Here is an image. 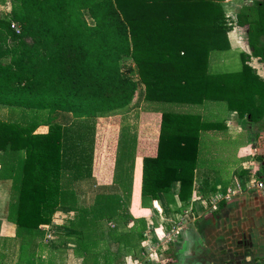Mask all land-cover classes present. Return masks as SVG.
I'll return each mask as SVG.
<instances>
[{
    "label": "trees",
    "instance_id": "obj_1",
    "mask_svg": "<svg viewBox=\"0 0 264 264\" xmlns=\"http://www.w3.org/2000/svg\"><path fill=\"white\" fill-rule=\"evenodd\" d=\"M222 1L11 0L8 14L0 16V105L69 113L77 125L118 114L136 95L132 70L123 64L131 59L147 103H223L239 118L259 123L264 78L248 59L264 62V2L237 14L236 26L246 34L249 49L240 53L241 68L212 73L211 53L230 49ZM71 128L50 125L47 133L34 134L35 124L24 128L0 121V151L24 153L21 179L11 197L19 233L42 236L39 226L50 224L68 201L61 188L63 170L72 157L84 155V137L74 130L71 140ZM222 128V123L204 122L198 114L162 113L157 154L142 160V201L162 196L175 205L171 185L178 182L177 198L187 206L200 134ZM75 150L77 156L71 154ZM122 204L116 194L96 195L89 211L75 210L76 220L66 222L65 228L77 232L75 253L82 264H107L103 253L111 244L104 237L119 249L140 247L146 223L132 218ZM130 221L128 233L122 234Z\"/></svg>",
    "mask_w": 264,
    "mask_h": 264
},
{
    "label": "crops",
    "instance_id": "obj_2",
    "mask_svg": "<svg viewBox=\"0 0 264 264\" xmlns=\"http://www.w3.org/2000/svg\"><path fill=\"white\" fill-rule=\"evenodd\" d=\"M11 0H0V4H8ZM263 1L264 0H223L221 4V8L226 18L229 21V26L231 29L228 31V41L230 49L226 51L227 58L223 59V57H215L212 58V61H209V71L212 73H223V72H236L241 68V65L236 69L231 68V64L233 63L235 57L238 58L241 64L240 53H249V49L246 44V34H242L240 29L236 26V18L237 14L241 12L244 8L250 9L254 2ZM224 53V52H223ZM210 59V58H209ZM258 60V59H256ZM232 61V62H230ZM259 61V60H258ZM230 62V65L228 64ZM215 68H214V66ZM227 67L228 69H224L221 67ZM251 67H253L251 65ZM256 67H253V69ZM264 78V76H261ZM154 103H151L153 106ZM205 106H211L213 108H204ZM154 107V106H153ZM183 109L196 108V112H185L191 114H198L202 121L204 122H219L223 124V128L219 131H206L201 134L212 133L216 137H225L224 142L220 138L216 142L218 143H233L237 138L241 139L243 134L246 138V144L240 146L236 151V160L232 163L236 165V162H241V157L245 154L243 152H251L252 147V135L249 130L240 132V125H244L248 123L251 126H259L260 135H256L255 140H257L258 136L260 139V148L257 150V162L260 164L258 166L259 170L256 171H248L247 173L238 174L241 175L242 179L246 178V180H242V184L239 185L240 194L243 193V208H241L240 203H234L231 208L233 212L244 210V217L241 220L230 219L229 221H233V225L241 226L243 231V257L241 261L237 262L236 252L233 254L235 256V263L230 264H264V197H262L256 190H252L250 186H245V183L248 178L254 180L258 178L264 179V117L259 123H252L247 121L245 118H239L235 112L227 111L224 105L221 103L215 102H206L201 106H181ZM22 109V108H21ZM208 109V110H206ZM212 109V110H211ZM26 110V109H24ZM30 111V110H26ZM126 111V110H125ZM9 110L6 106L0 105V121L9 122L8 113ZM36 112L35 118L27 117L24 123L19 124L20 126L27 128L28 126L35 124L36 129L34 134H45L47 133L50 125H59L61 127L71 128L74 125H77L79 121L75 120L73 116L69 113L63 112H55L53 114H49L46 111H34ZM183 114V113H177ZM215 117V119H204L205 115H210ZM144 120L149 121L148 124L139 125L137 128L136 135L133 136L129 132L125 131L122 135L119 134V123L120 116L114 115L111 118L110 122L103 129H96L93 136V144L92 151H90V162L88 171L84 170L85 167H82L77 163L79 168L76 170L79 180L73 178V183L70 188L65 189L62 188L63 194L67 195L68 201L64 205H60L57 209V212L52 216V220L50 224L39 226V230L43 233L42 236H27L24 233H19L15 224V207L11 205V193L15 190V187H18V184L21 179V168L24 153L21 154H10L3 153L0 151V165H3L6 168L5 173L0 175V264H82V257L80 255H76V249L74 253H66L57 259V261L53 258L44 259L42 253V248L47 247L42 243L43 239H46V235L50 232L52 235V239L54 238L59 243H75L77 238V232L73 228H65V224L67 221H75V210L80 212L81 210H90L91 205L85 206L81 204V199L86 196V193L81 191L78 186L82 184H87L88 188L92 192H94V196L96 195H112L116 194L120 196L123 200V209L124 207L127 210V213L136 220H144L148 221L147 224L151 223L150 216H146L143 213H149V208L152 207L149 201H142L141 198V179H142V160L144 157H155L157 154V143L159 137L160 123H161V114L154 117L152 114L150 116H146L144 113ZM101 118H97V120H101ZM96 120V119H95ZM153 121V123H152ZM152 123V124H150ZM247 125V124H246ZM232 130H236L238 132H234ZM124 134V135H123ZM152 134V135H149ZM200 134V141L202 140V135ZM149 135V136H148ZM233 135V136H232ZM153 137V138H152ZM254 140V141H255ZM85 142V141H84ZM83 142V143H84ZM202 143V142H201ZM201 146V145H200ZM217 154V155H216ZM200 155V148H199ZM215 157H219V153L215 151ZM243 158V157H242ZM121 159L123 162H121ZM220 159V158H219ZM225 159V158H222ZM219 161V160H218ZM72 162V167L74 170V164ZM121 163H123L121 165ZM230 164V163H229ZM243 164V163H242ZM240 167V165H239ZM228 170V169H227ZM198 171L195 170L194 173V182L192 187L191 197L188 199V206L191 210H196V203L193 205V199L203 198L201 191L196 192L199 189V185L197 186L195 182V175ZM244 172V171H243ZM82 173V174H81ZM235 175L234 171L230 174L229 181L231 176ZM63 178V176H62ZM89 181V182H87ZM222 185L225 186L231 184L229 181L224 184L223 180ZM241 183V182H240ZM219 186H215L218 189ZM172 196L174 197L175 205H168L164 199L160 198L159 200L152 201V204H162L165 202L169 207H175L176 209L180 208L181 203L177 198V194L179 191V183L175 182L171 185ZM249 191H253L257 194H251ZM82 195V196H81ZM196 195V196H195ZM126 196V197H125ZM128 196V197H127ZM163 201H162V200ZM192 203V204H191ZM146 204H150L147 206ZM163 206V204H162ZM165 206V205H164ZM154 207H152L153 209ZM161 213H163L164 208L159 205ZM162 208V209H161ZM168 208L165 206V210ZM177 210V211H178ZM154 212L157 210L153 209ZM199 212V211H197ZM62 216V217H61ZM166 216V215H165ZM61 217L62 223L61 230L59 236L55 235L54 227L57 224L58 218ZM144 217V218H143ZM148 217V218H147ZM162 218V217H161ZM90 221V216L87 218ZM170 220V219H168ZM109 223H107L108 225ZM105 226L106 224L103 223ZM132 225V222H128L125 227H122V234H127L128 229ZM54 235V236H53ZM236 237L240 238V235L236 234ZM61 238V239H60ZM105 241L111 244V249L114 248V243H112L108 237H104ZM53 239V240H54ZM241 239V238H240ZM46 242V241H45ZM48 243V242H47ZM50 243V242H49ZM48 243V244H49ZM77 243V242H76ZM145 243V238L140 243V247L136 248L134 245L131 247H116V251L113 254V260H119V258H124L125 264H139L135 257V255H140L142 250V244ZM178 243V242H175ZM175 243H172L174 245ZM240 243V242H238ZM171 245V244H170ZM124 246V245H123ZM169 246V244H168ZM176 250L184 249L185 244L183 246H177ZM175 247V248H176ZM200 248V247H199ZM119 250V251H118ZM202 250V247H201ZM203 251V250H202ZM165 254L167 251L165 250ZM85 256V255H84ZM43 259L45 261H43ZM116 264V263H115ZM117 264H120L117 263ZM160 264V263H159Z\"/></svg>",
    "mask_w": 264,
    "mask_h": 264
},
{
    "label": "rangeland",
    "instance_id": "obj_3",
    "mask_svg": "<svg viewBox=\"0 0 264 264\" xmlns=\"http://www.w3.org/2000/svg\"><path fill=\"white\" fill-rule=\"evenodd\" d=\"M11 8V3L0 4V16L8 14ZM231 29V27H230ZM244 34L243 32H241ZM226 52H214L210 55V61H212V58L215 59V57H223V59L227 58ZM249 65L256 67L254 68L256 73L259 76H264V62H260L256 60L255 58H249ZM232 62V61H230ZM230 62L228 63L230 65ZM123 64L125 68H130L132 70V78L134 79L136 83V95L134 97L133 102L131 103L130 107L125 111L119 112L118 114L120 116V123H119V134L122 135L125 131L129 132L131 135L135 136L137 132V128L139 125L148 124L149 121H145L144 113H146V116H150L152 114L153 119L159 114L162 115V113H169V114H176V113H185V112H196L197 107L190 108V109H183V107L179 105L174 104H165V103H154L153 106H151V103H147L144 100V87L142 83L140 82L136 67L131 59H126L123 61ZM240 61L237 57H235L233 63L230 65L231 68L236 69L239 67ZM214 66V65H213ZM252 67V68H253ZM215 68V66H214ZM224 68L225 70L228 69L227 67H221V69ZM221 105H224L221 103ZM204 108H213L211 106H205ZM9 110L8 114V120L12 123L16 124H22L27 119V117L35 118L36 112L34 111H26L21 108L17 107H7ZM208 110V109H206ZM212 110V109H211ZM209 111V110H208ZM114 115H110L107 117H103L101 120H91L89 122H86L81 125H74L72 126V130L69 133V137L71 140L76 137V134H80L84 137L83 139V149H84V155L80 159L72 157L69 164L65 167L63 170V178H62V187L65 189L70 188L71 184L73 183V178L76 179L78 176L75 174L78 173L76 169L72 167V162L78 163L81 165L82 170L83 167L84 170L87 171V168H89V155H90V149L92 147L90 140L93 138L94 133L96 129H103L107 126V124L110 122L111 118ZM206 120L208 119H215V117H212L210 115L204 116ZM212 119V120H213ZM158 120V119H157ZM153 123V121H152ZM150 123V124H152ZM247 124V125H246ZM244 125H240V132L249 130L252 135V148L251 152H243L242 154H245L241 157V162H236V165L232 164L236 159V151L240 148V146L246 144V138L243 134L242 138H237L233 143H218L216 142L218 138H224L225 137H216L212 133H204L202 135L201 140V146H200V155L198 160V171L196 173V179L195 182L197 186L199 185V189L195 191L199 192L201 191L203 198H197L193 199L192 203L193 205L196 203V210H191L190 208H187L186 206L182 207L180 206V209H184V212H181L179 215L177 213L178 208L175 207H169L165 202H162V204H156L152 202L151 206L154 207L153 209L157 210V212H154L152 207H150L149 213H143L146 216H150L153 218V221L151 219V223L147 224L145 227V231L143 232V238H145V235H149L150 238L153 241H157L159 244L165 240L166 236H170L172 238V241L170 242L169 246L163 244L162 246H166L167 254H165L162 259L158 258L160 260V264H169L170 262L175 264L174 261V255L181 254L187 255L186 251L191 252L192 249L191 246L197 248L202 247V255L205 257V261L209 264H230L235 263V254L236 252V258L240 257V259H237V262L243 260V229L241 226L233 225V221H229L230 219H236L241 220L244 217V210L241 209L240 211L233 212L231 209L233 207L234 203H240L241 208H243V193L240 194L239 185L242 184V180H246V178L242 179L241 175H239L242 171H256L259 170L258 166L260 164L257 162V150L260 148V139L261 137L258 136L257 140H255L256 135H260L259 133V126H251L246 123ZM76 130V132L74 131ZM78 130V131H77ZM236 130H232L233 134H235ZM238 132V131H236ZM242 133V132H241ZM124 135V134H123ZM152 135V134H149ZM148 135V136H149ZM233 136V135H232ZM153 138V137H152ZM224 139H221L222 142H224ZM255 140V141H254ZM255 149H257L255 151ZM81 150V149H80ZM215 151L216 153H219V157H215ZM77 150L71 152V154H75ZM78 154H75L77 156ZM217 155V154H216ZM74 156V155H73ZM220 158V159H219ZM225 158V159H222ZM219 160V161H218ZM121 162L123 160L121 159ZM230 163V164H229ZM243 163V164H242ZM123 163H121L122 165ZM228 169V170H227ZM6 168L3 165H0V175L5 173ZM234 171L235 175L231 176L230 174ZM239 172V174H238ZM82 174V173H81ZM4 179V178H0ZM79 180V179H76ZM227 183L229 181L231 184H228L223 186L222 181ZM89 182V181H87ZM241 182V183H240ZM255 182L254 177L252 179L248 178L247 181L243 184L245 186H250L252 190L253 189V183ZM222 183V184H221ZM215 186H219L218 189L215 188ZM78 188L83 191L86 196L81 199V204H84L85 206H90L93 203L94 199V192L91 193L92 190L88 188L87 184H82L78 186ZM14 191V190H13ZM173 192V190H171ZM251 194H257L253 191H249ZM258 192V191H257ZM259 193V192H258ZM13 193H11L10 198L12 197ZM193 195V193L191 194ZM82 196V195H81ZM194 196V195H193ZM196 196V195H195ZM160 198L163 199L162 196ZM159 198V199H160ZM161 199V200H162ZM163 201V200H162ZM189 202V201H188ZM224 202V203H222ZM191 203V204H192ZM147 206H150V204H146ZM159 205L164 208L163 213H161ZM168 208V210H165V206ZM189 205V204H188ZM187 205V206H188ZM158 206V207H157ZM162 209V208H161ZM189 209V210H188ZM166 215V216H165ZM62 217V216H61ZM61 217L58 218L57 224L54 227V231L56 232L55 235L59 236L62 232L61 230V223L62 219ZM162 217V218H161ZM144 218V217H143ZM148 218V217H147ZM170 219V220H168ZM90 228L86 229V232H88ZM51 232V231H50ZM49 232V233H50ZM237 235H240V238L236 237ZM54 236V235H53ZM54 239V238H53ZM52 235L50 238H46L42 240V243L44 245H47V247L42 248V255L44 259L50 258V259H57L61 257L62 255H65L66 253H74L75 249L78 248V243H59L57 240H53ZM61 239V238H60ZM46 241V242H45ZM49 244H48V243ZM178 242V243H175ZM240 242V243H238ZM172 243H175L177 246H183L185 244L184 249H180L176 251L177 247L172 245ZM145 246L152 247L151 244L145 243ZM176 247V248H175ZM144 248V247H143ZM235 250V252H234ZM114 251H116V248L114 246L113 249H111L108 252L103 253L106 257L107 264H117L120 262V264H125L124 258H119V260L115 261L113 260V254ZM146 252V251H143ZM148 256V253H145ZM183 255V256H184ZM57 258V259H56ZM139 264H142L144 262V255H135V257ZM43 259V261H45ZM172 259V260H171ZM105 261V260H104ZM103 261V264H104ZM45 264V263H43ZM137 264V263H136ZM144 264V263H143ZM147 264V263H146ZM148 264H154L148 263Z\"/></svg>",
    "mask_w": 264,
    "mask_h": 264
},
{
    "label": "built area",
    "instance_id": "obj_4",
    "mask_svg": "<svg viewBox=\"0 0 264 264\" xmlns=\"http://www.w3.org/2000/svg\"><path fill=\"white\" fill-rule=\"evenodd\" d=\"M253 189L258 191L259 194L264 197V179L262 178H258L255 180V182L253 183ZM189 210V209H188ZM181 212H184V209H180L177 211V213L180 215ZM51 234L48 233L46 235L45 238H50ZM172 241V238H170V236H166L165 240H163V242L161 244H159L157 241H153L149 235H145V243L151 244L152 247L149 246H145L143 243L142 244V250L146 251V252H141L142 255H144V262H142V264H148V263H152L154 262V264H159L160 263V259L163 258L164 256V251L166 250V246H162L163 244L168 245L170 244V242ZM144 247V248H143ZM145 253H148V256L146 255L145 257Z\"/></svg>",
    "mask_w": 264,
    "mask_h": 264
},
{
    "label": "flooded vegetation",
    "instance_id": "obj_5",
    "mask_svg": "<svg viewBox=\"0 0 264 264\" xmlns=\"http://www.w3.org/2000/svg\"><path fill=\"white\" fill-rule=\"evenodd\" d=\"M191 247H192V249L190 250L191 252L186 251L187 255L184 254H183L184 256L182 254L181 256H179V254L174 255L173 258L175 264H209L207 260L205 261V257L202 255L203 252L201 248H197L198 246L196 247L191 246ZM169 264H173V263L170 262Z\"/></svg>",
    "mask_w": 264,
    "mask_h": 264
},
{
    "label": "water",
    "instance_id": "obj_6",
    "mask_svg": "<svg viewBox=\"0 0 264 264\" xmlns=\"http://www.w3.org/2000/svg\"><path fill=\"white\" fill-rule=\"evenodd\" d=\"M158 207V206H157Z\"/></svg>",
    "mask_w": 264,
    "mask_h": 264
}]
</instances>
